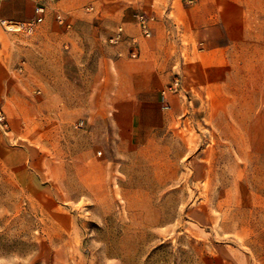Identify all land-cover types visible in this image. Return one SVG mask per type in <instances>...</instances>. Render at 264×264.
<instances>
[{
	"label": "rangeland",
	"instance_id": "374dc122",
	"mask_svg": "<svg viewBox=\"0 0 264 264\" xmlns=\"http://www.w3.org/2000/svg\"><path fill=\"white\" fill-rule=\"evenodd\" d=\"M54 20L75 32L62 10ZM120 26L101 41L138 59L125 26L111 41ZM173 78L70 77L66 99L79 91L96 109L67 113L62 137L35 138L24 155L0 148V264H264V155L237 177L235 147L193 98L163 97Z\"/></svg>",
	"mask_w": 264,
	"mask_h": 264
},
{
	"label": "crops",
	"instance_id": "0c3cea01",
	"mask_svg": "<svg viewBox=\"0 0 264 264\" xmlns=\"http://www.w3.org/2000/svg\"><path fill=\"white\" fill-rule=\"evenodd\" d=\"M41 3L44 20L30 35L9 32L1 24L31 20ZM88 4L94 12H84ZM59 10L75 32L56 24ZM139 12L155 18L148 39L138 32ZM118 24L139 38L138 59L126 58V45L101 41ZM54 36L57 54L51 51ZM120 50L124 57L117 55ZM177 73L183 85L171 95V105L178 108L182 95L193 98L191 105L235 147L236 176L241 177L239 162L264 155V88L258 85L264 77V0H0V108L9 123L6 131L0 128L1 152L12 141L17 146L10 147L12 152L24 155L35 138H51L54 130L62 137L67 113L96 109L80 101L79 91L66 99L70 77Z\"/></svg>",
	"mask_w": 264,
	"mask_h": 264
},
{
	"label": "built area",
	"instance_id": "2783aa9c",
	"mask_svg": "<svg viewBox=\"0 0 264 264\" xmlns=\"http://www.w3.org/2000/svg\"><path fill=\"white\" fill-rule=\"evenodd\" d=\"M37 15L27 22H17V21H7L1 20V24L3 27L9 32H18V31H25L27 33H32L35 31L36 27L43 22L44 16L46 13V6L44 4H39L36 7ZM60 23H64L65 19L64 16L59 14L57 16ZM136 18L140 27V31L143 37L150 38L152 36V22L155 18L151 15L146 14L145 12H139L136 14ZM125 37V29L124 26L118 27L114 36L111 38V41L114 43H118L122 41ZM133 49L131 50V56L137 57L138 55V39L136 37L131 39ZM183 80L181 75L177 73L173 80L167 85V87L162 91V95L164 98L167 97V94L172 91H179L182 87ZM0 127L7 129L8 128V119L5 115L2 108H0Z\"/></svg>",
	"mask_w": 264,
	"mask_h": 264
}]
</instances>
